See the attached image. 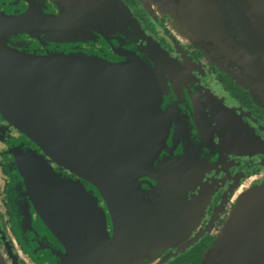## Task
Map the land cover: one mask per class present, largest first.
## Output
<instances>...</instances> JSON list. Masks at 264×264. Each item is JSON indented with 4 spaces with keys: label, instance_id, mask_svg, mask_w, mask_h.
I'll list each match as a JSON object with an SVG mask.
<instances>
[{
    "label": "flooded vegetation",
    "instance_id": "flooded-vegetation-1",
    "mask_svg": "<svg viewBox=\"0 0 264 264\" xmlns=\"http://www.w3.org/2000/svg\"><path fill=\"white\" fill-rule=\"evenodd\" d=\"M126 7L185 65L159 100L160 110L169 112L166 147L158 150L163 152L153 173L138 178L141 200L132 206L153 217L169 212L176 235L156 246V254H145L144 236L134 238L135 229L115 222L128 214L129 192L135 191L110 174L93 184L79 181L87 197L78 186L67 190V200L50 199L51 209L63 217L60 230L53 231L30 200L23 164L44 151L0 109V252L7 264H202L242 196L264 186V0H0V24L22 21L0 40L20 52L82 51L119 60L111 44L128 48ZM234 58L253 60L248 77L235 68ZM161 122L149 129L159 130ZM165 156L172 159L168 202L160 199L168 191L160 189L158 172ZM88 218H98L100 227L89 226Z\"/></svg>",
    "mask_w": 264,
    "mask_h": 264
},
{
    "label": "water",
    "instance_id": "water-1",
    "mask_svg": "<svg viewBox=\"0 0 264 264\" xmlns=\"http://www.w3.org/2000/svg\"><path fill=\"white\" fill-rule=\"evenodd\" d=\"M122 15L128 19L123 28L130 41L125 43L128 48L110 43L119 60L82 51L20 52L0 40V109L44 151V155L36 153L26 158L23 164L27 165L25 179L30 200L41 217L52 223L53 231L60 230L63 217L60 210L51 209L49 200H58L62 195L67 200L66 191L78 186L81 196L87 197L84 185L78 182L93 184L110 174L114 180L128 181V189L135 191L129 192L128 214L115 218L116 226L135 229L134 238L143 235L144 253L154 255L156 246L171 242L176 235L171 214L143 215L132 206L141 200L138 178L153 173V164L163 152L158 150L166 147L169 123L164 118L169 112L160 110L159 100L176 84L174 79L181 77L180 69L185 65L149 36L127 7ZM19 23L22 21L0 24V37L14 31ZM92 28L88 26L86 30ZM233 60L239 72L246 77L251 74L252 59ZM196 113L202 115L197 107ZM158 120L162 121L159 130L149 129ZM52 161L78 180L53 169ZM170 161L171 157H163L158 170L160 189L168 191V196L160 199L167 202L172 192ZM58 189H63L64 194ZM90 220L93 219H87L89 226L100 227L98 218L93 225ZM134 253L133 257H138V249ZM254 261L264 264V186L242 196L222 233L205 252L202 264H255ZM0 264H7L1 253Z\"/></svg>",
    "mask_w": 264,
    "mask_h": 264
},
{
    "label": "rangeland",
    "instance_id": "rangeland-1",
    "mask_svg": "<svg viewBox=\"0 0 264 264\" xmlns=\"http://www.w3.org/2000/svg\"><path fill=\"white\" fill-rule=\"evenodd\" d=\"M125 118H127V116L125 117ZM141 118V117H140ZM146 128V127H145ZM112 167V166H111ZM66 192H68L69 193V191H66ZM1 253V252H0ZM2 254V253H1ZM8 255H9V252H8ZM4 256V255H3ZM6 261V260H5Z\"/></svg>",
    "mask_w": 264,
    "mask_h": 264
}]
</instances>
